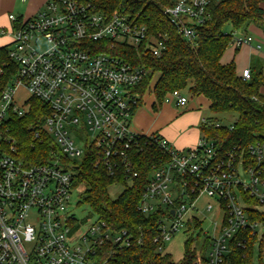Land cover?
<instances>
[{"label": "built area", "instance_id": "built-area-1", "mask_svg": "<svg viewBox=\"0 0 264 264\" xmlns=\"http://www.w3.org/2000/svg\"><path fill=\"white\" fill-rule=\"evenodd\" d=\"M221 1L168 0L162 13L191 42L207 20L206 8ZM8 19L16 22L13 15ZM10 34L8 57L16 71L0 91V264H105L97 260L104 246L128 247L125 232L113 233L98 219L86 225L88 220L75 218L69 207L72 192L81 193L72 182L87 149L111 177L127 180L136 177L130 152L139 147L140 137L161 156L151 165L137 207L143 215L160 211L154 238L159 252L179 233L184 242L199 234L210 243L206 264H223L237 232L249 229L257 238L254 228L261 225L250 222L247 212L264 208V144L249 147L256 161L252 166L242 153H219L203 137L194 147L176 150L156 133L133 130V110L153 88L155 76L140 95L138 86L148 75L145 65L104 49L121 45L137 51L142 60L161 56L164 41L135 16L122 9L100 11L89 0H44L36 15L12 26ZM39 40L45 42L42 49ZM251 42L249 36L234 35L231 45ZM240 77L248 81L249 70ZM18 88L28 95L20 104L15 100ZM31 98L49 108L34 138L49 137L51 151L45 161L27 165L17 158L8 122L28 114ZM187 103L188 97L177 90L163 99V105L177 108ZM201 198L213 200L205 212L222 215L212 236L200 228L206 220L197 206Z\"/></svg>", "mask_w": 264, "mask_h": 264}, {"label": "trees", "instance_id": "trees-1", "mask_svg": "<svg viewBox=\"0 0 264 264\" xmlns=\"http://www.w3.org/2000/svg\"><path fill=\"white\" fill-rule=\"evenodd\" d=\"M92 5L105 12L125 10L137 21L144 24L149 33L164 41V50L159 58L145 55L140 59L138 52L121 45H106L105 52L123 58L134 65L144 64L147 77L138 86L143 95L150 80L156 82L151 89L154 97L152 109L158 111L165 95L180 91L189 98L204 97L210 105L209 116L200 123L201 138L214 143L219 153H242L247 164L256 165L255 158L249 155V147L264 144V79L261 66L249 70L250 78L243 81L236 74L233 62L221 64V59L232 44L233 36L245 33L252 24L261 26L264 12L260 4L264 0H224L206 8L207 20L196 28L191 42L180 37L170 21L163 15L162 7L168 0H89ZM16 18L13 27L21 23ZM230 27L225 32L224 28ZM10 44L0 47V91L15 74L16 66L8 57ZM140 100L133 113L141 107ZM49 108L41 101L31 98L28 114L23 118H11L8 122V136L13 139L17 158L30 165L41 163L49 156L51 139L40 132L43 118ZM219 115H232L229 125H222ZM156 136V135H154ZM137 148L130 152V161L136 177L125 180L111 177L105 168L97 165L93 151L87 149L78 163L73 186L81 193L79 205H87L96 219L104 222L113 233L125 232L128 247L104 246L98 252V262L105 264H206L209 240L204 238L201 247L200 235L190 236L183 247V256L174 262L170 255L161 253L154 242L160 211L143 215L138 210L144 189L147 185L150 168L159 159V151L149 144L146 138L138 139ZM8 152V149L2 150ZM161 157V156H160ZM264 164V163H263ZM114 184L125 186L122 193L110 199L108 188ZM129 184V185H128ZM253 204V201H249ZM250 222H257L264 229V212L248 211ZM82 220L83 222L86 221ZM194 228L200 224L192 222ZM253 231H239L230 241L223 264H252V251L255 245L260 255L259 264H264V233L258 240ZM239 242V245L237 243Z\"/></svg>", "mask_w": 264, "mask_h": 264}, {"label": "crops", "instance_id": "crops-1", "mask_svg": "<svg viewBox=\"0 0 264 264\" xmlns=\"http://www.w3.org/2000/svg\"><path fill=\"white\" fill-rule=\"evenodd\" d=\"M3 1L4 0H0V36H2L0 47L9 45L11 42L10 33L13 23L9 21L8 15H13L15 13V18L19 17L24 20L30 19L36 15L44 3V0H26L24 10L21 9L11 14L12 4L9 5V7H3ZM260 8L264 12V1L260 4ZM245 33L252 38V42L238 48L234 47L228 56L225 52L221 59V64L225 65L233 62L238 76L245 69L254 70V68L261 66L262 77L264 79V17L261 26L250 24ZM256 45H260V48L257 49ZM188 99H190L191 102L187 103L184 108L175 107L176 109H171L169 108L171 105H162L159 110L166 106L160 113L162 120L155 123H145L142 121L141 112H139L140 108L137 109L132 117L133 130L137 133H156L158 135L160 131L164 132L166 135L164 138L159 136L170 145H174L173 147H175L176 150H185L194 147L201 137L198 127L203 119L209 116L208 108L210 103L202 96L192 99L188 97ZM152 111L154 110L152 109ZM205 112H207L208 115H204ZM173 123H175L180 130L179 134L172 135L169 132L170 130L166 128L169 124ZM179 260L173 261L178 262Z\"/></svg>", "mask_w": 264, "mask_h": 264}, {"label": "rangeland", "instance_id": "rangeland-1", "mask_svg": "<svg viewBox=\"0 0 264 264\" xmlns=\"http://www.w3.org/2000/svg\"><path fill=\"white\" fill-rule=\"evenodd\" d=\"M3 4H4L3 7H9V5L12 4V8H11L12 12L11 11H9V12H11V14H13V12H17L21 9L22 10L25 9L24 6L26 5V0L24 2H22L21 0H4ZM8 10H10V9H8ZM14 15H15V13L13 14V16ZM224 31L225 32L230 31V27L226 26L224 28ZM237 36L243 37V36H248V35L246 33H237ZM0 40H2V36H0ZM37 47H38V49L44 48L45 42L43 40H39L37 42ZM233 49H234V45H230L226 51V55L228 56L230 51H232ZM155 82H156V79L154 78V80L151 81V84L153 85ZM27 97H28L27 93L22 88H18L16 90L15 100L17 103H19V104L22 103L25 99H27ZM154 102L155 101H154V97L152 95V92H149L146 96H144L143 104L141 107H139L140 109L138 108L139 112H141L142 121H144L145 123H155V122H159L160 120H162L160 113L162 112L161 110H163L166 106L162 107L158 111H152L151 106H152V104H154ZM190 102H191V100L188 99V103H190ZM169 108L176 109L174 105L169 106ZM204 115H208L207 112H205ZM217 118L220 120V123L222 125H226V126L231 124L234 120V116H232V115H219V116H217ZM131 126H132V121H131ZM166 128L170 130L169 132L172 135H176L177 133L179 134V132H180V130L175 125V123L169 124ZM159 135L163 138L166 136L164 134V132H161V131H160ZM262 150H263V154H264V147L262 148ZM124 188H125V186H123L121 184H114V185L110 186L107 190L110 199L115 200L122 193ZM79 194L80 193L78 191L72 192L71 198H70V207H69L70 209L69 210H70V213L72 215H74V217L77 218L78 220L87 219L88 220L86 222V225H87L91 221L96 219V216L91 213L90 208L87 205H79L78 204ZM207 203L212 204L213 200L211 201V200H208L206 198H201L197 202L198 210H200L206 216V220L200 226V228L203 232H208L209 235L212 236L214 233L213 232L214 228H215L214 223L219 225L222 215L219 212H215V213L205 212L204 206ZM259 210L261 212H264L263 207L260 208ZM254 230L257 233V239L259 240L264 233V229L262 226H257L254 228ZM184 238H185V235H183L182 233H179V234L175 235L171 239V241H169L164 246V253L170 255L172 260L177 261L183 256ZM202 240H200V242L197 243L198 249L201 247ZM206 252H207V250L205 251V253ZM259 260H260V255L258 252V247H257V245H255L253 248V251H252V264H259ZM262 262L264 263V260Z\"/></svg>", "mask_w": 264, "mask_h": 264}]
</instances>
